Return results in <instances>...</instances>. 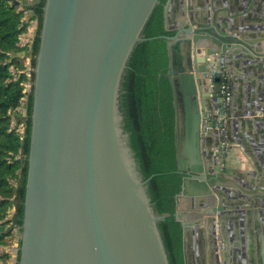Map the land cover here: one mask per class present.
I'll use <instances>...</instances> for the list:
<instances>
[{"label": "water", "instance_id": "water-1", "mask_svg": "<svg viewBox=\"0 0 264 264\" xmlns=\"http://www.w3.org/2000/svg\"><path fill=\"white\" fill-rule=\"evenodd\" d=\"M236 2L167 0L164 6L165 29L174 33L163 38L184 176L174 217L183 228L185 264L196 257L203 264L206 255L228 264L222 247L212 254V235L214 245L231 248L236 229L244 233L252 218L264 217L257 210L264 208V176L253 172L247 191L239 183L245 176L223 168L224 145L249 148L264 134V91L238 97L235 86L224 104L221 78L208 77L223 59L229 74L236 65L257 78L249 86L264 81V8L256 26H245L241 17L250 9L223 8L236 11ZM159 3L45 1L18 264H170L159 229L170 215L153 208L120 109L125 70Z\"/></svg>", "mask_w": 264, "mask_h": 264}, {"label": "trees", "instance_id": "trees-1", "mask_svg": "<svg viewBox=\"0 0 264 264\" xmlns=\"http://www.w3.org/2000/svg\"><path fill=\"white\" fill-rule=\"evenodd\" d=\"M45 1L22 4L19 0H0V260L4 264L10 258L8 240L15 228L21 233L23 225L33 68ZM166 2L160 0L144 30L146 40L140 42L131 55L123 76L120 109L143 180H149L147 192L153 208L161 215H170L159 223L169 262L185 264L183 228L174 217L183 174L178 168L174 94L171 81L165 76L170 52L163 37L174 34L165 29ZM26 20H36L37 28L32 45L22 46L21 39L29 25ZM27 59L31 60L28 73L24 71ZM26 85H29L28 90ZM23 98H26L24 105ZM22 106L25 107L23 114ZM21 125L24 133L18 130ZM19 258L18 249L16 264Z\"/></svg>", "mask_w": 264, "mask_h": 264}, {"label": "crops", "instance_id": "crops-1", "mask_svg": "<svg viewBox=\"0 0 264 264\" xmlns=\"http://www.w3.org/2000/svg\"><path fill=\"white\" fill-rule=\"evenodd\" d=\"M22 4H32L35 0H19ZM235 1V0H234ZM237 1V0H236ZM198 3V0H196ZM234 3V2H233ZM237 10L231 11L230 6H225L223 8L230 9V12L235 14H241V10L250 9L249 13L245 14L243 18L241 17L242 22H244L245 26H256L255 16L262 15L264 8V0H238L236 2ZM223 10V9H222ZM224 15L228 12H222ZM212 15V14H211ZM233 74H229V81L232 89V94L234 93V87H237L238 97H242L247 95V93L251 90L254 93H260V91H264V81L263 83H256V85H248V81L252 80V82H256L257 78L253 75H250L246 72H243L236 65L233 66ZM232 76L236 77V81L232 82ZM209 83V81H208ZM210 85V83H209ZM251 87V88H249ZM212 105V101L210 102ZM237 108V106H236ZM237 112V110H235ZM259 116V115H258ZM238 120V119H236ZM234 132L233 137L236 138L238 134ZM223 168L225 171L231 176L242 175L245 178H241L239 183L243 186L247 191L249 190L247 186H251L252 184V173L256 172V178L258 175L264 176V134H262L259 139H256L255 143L249 148L243 147L239 148L236 143L233 146V149L230 150L226 156L224 157V165ZM244 185H247L246 187ZM235 188V187H232ZM264 190V187H260ZM237 190V188H236ZM242 190V189H241ZM262 195V194H260ZM262 202V200H260ZM264 209L263 206L257 207V210ZM257 218L259 220L257 221ZM252 227L250 230H247V234L241 239L237 237L236 240H230V251L231 258H229V264H235V255L238 254V250L235 251V246L238 245L239 255L241 256V260L243 264H264V217L256 216V218H252ZM252 231V232H251ZM236 244V245H235ZM236 252V253H235ZM207 253V252H206ZM195 264H198L197 257L193 259ZM3 261L0 260V263ZM209 257L206 255L203 264H210ZM4 263V262H3Z\"/></svg>", "mask_w": 264, "mask_h": 264}, {"label": "rangeland", "instance_id": "rangeland-1", "mask_svg": "<svg viewBox=\"0 0 264 264\" xmlns=\"http://www.w3.org/2000/svg\"><path fill=\"white\" fill-rule=\"evenodd\" d=\"M28 28L29 29L27 31V36L24 37L23 43L28 44V42L30 41L29 43L32 45V42L34 41L35 33H36V30H34L35 29V25L32 24ZM31 47H29V48H31ZM30 63H31V60L30 59L29 60L27 59L26 62H25V70H24L25 72H28L29 71V65H30ZM28 89H29V86H27V90ZM20 112H21V114H23L25 112V107L24 106L21 107ZM18 130H19L20 133H24V127H23V125L19 126ZM232 149H233L232 146H230V145H224L223 146V157H225L226 154L230 150H232ZM13 213H14V210L11 211V214L12 215H13ZM20 236H21V233L15 228L13 230V236H12V238L10 240H8L9 247H8L7 252L10 255V258L8 259L7 264H16L17 263V252H18V249L20 247ZM221 246H223V245L221 244ZM3 252H5V250ZM0 264H4V263L2 262Z\"/></svg>", "mask_w": 264, "mask_h": 264}, {"label": "built area", "instance_id": "built-area-1", "mask_svg": "<svg viewBox=\"0 0 264 264\" xmlns=\"http://www.w3.org/2000/svg\"><path fill=\"white\" fill-rule=\"evenodd\" d=\"M26 22H29L28 27L30 25L34 24L35 25L34 30H36V28H37V21L36 20H32V21L26 20ZM28 29L29 28H27V30ZM26 36H27V33H25L21 39V45L22 46L30 44L29 43L30 41L28 42V44L23 43L24 37H26ZM217 76H219L221 78V83H220L221 84V97H222L223 103L227 104L231 100L232 89H231V85H230V81H229V73L227 71V66H226L225 61L223 59L220 60L219 65L213 66L208 73V77L211 80H215V78ZM27 86H29V85H26V89H27ZM22 103H23V105L26 103V98H23Z\"/></svg>", "mask_w": 264, "mask_h": 264}, {"label": "flooded vegetation", "instance_id": "flooded-vegetation-1", "mask_svg": "<svg viewBox=\"0 0 264 264\" xmlns=\"http://www.w3.org/2000/svg\"><path fill=\"white\" fill-rule=\"evenodd\" d=\"M184 177V176H183ZM248 230V227H247V224H246V226H245V232L243 233V231H241V228H238V229H236V231H235V233H236V236L239 238V239H241V238H243L244 236H245V234H247V231ZM207 232V233H206ZM204 234H205V238L207 239V236H208V239L207 240H209V233H208V231H205L204 232ZM212 235V234H211ZM231 234H230V231H228V229H227V233H226V236H230ZM244 239V238H243ZM212 240H213V235H212ZM210 241L211 242V249H212V254L214 255V253L213 252H216V250H217V248L218 247H222L223 249H225V259H227V263L229 264V262H230V260H229V258H231V251H230V248H229V246H221V244L219 243V244H217V245H214V242L213 241ZM200 250H201V248H200ZM236 250H238V254H236L235 255V264H243L242 263V261L243 260H241V256L242 255H239V249L237 248ZM237 252V251H236ZM235 252V253H236ZM209 260H210V258H209ZM210 264H216L215 263V258H213V263L210 261L209 262Z\"/></svg>", "mask_w": 264, "mask_h": 264}]
</instances>
